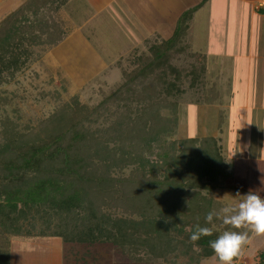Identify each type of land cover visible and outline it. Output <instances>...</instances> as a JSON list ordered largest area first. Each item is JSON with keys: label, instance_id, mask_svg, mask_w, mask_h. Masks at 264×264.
Masks as SVG:
<instances>
[{"label": "trees", "instance_id": "16d2710c", "mask_svg": "<svg viewBox=\"0 0 264 264\" xmlns=\"http://www.w3.org/2000/svg\"><path fill=\"white\" fill-rule=\"evenodd\" d=\"M68 1L25 0L0 20V86L65 39ZM197 7L180 15L170 37H147L144 52L126 56L129 68L119 65L121 81L96 105L73 96L35 127L0 117V250L9 236L53 238L72 248L109 246L132 264L218 261L209 241L223 223L204 217L209 193L234 177L235 164L212 135L170 138L185 95L206 102L207 56L187 41ZM196 224L212 235L190 241Z\"/></svg>", "mask_w": 264, "mask_h": 264}, {"label": "crops", "instance_id": "0c3cea01", "mask_svg": "<svg viewBox=\"0 0 264 264\" xmlns=\"http://www.w3.org/2000/svg\"><path fill=\"white\" fill-rule=\"evenodd\" d=\"M24 1L0 0V7L4 4L7 6L0 20ZM196 6L189 30L196 15L202 14V26L208 30L205 35L207 47L203 52L208 57L214 54L215 60L231 62L229 139L233 143V156L230 157L235 164L236 177L238 166L249 168L253 162L264 167V0H207L204 3L202 0H69L61 12L70 31L45 56L50 53L57 57L60 55L58 59L61 60L71 58L73 62H84L93 54L95 58H90L88 67L82 63L76 66L102 71L106 66L104 59L92 46H83L93 45L90 39H95L97 31L103 30L100 34L104 38L100 40L102 45L122 44L120 33H116V30L123 31L121 37L126 39L140 38L141 43L152 35L166 39L172 35L180 15ZM110 29L114 32L108 37L106 30ZM219 45H226V48ZM136 47H131L128 52ZM241 182L239 180L238 184ZM244 187L247 191H256L253 187L251 189L249 183ZM20 243L12 240L7 250L1 248L0 264H91L89 260L92 254L87 250L90 247L78 246L84 249L81 252L89 256H74L71 259L63 255L57 242L53 245ZM73 250L79 252V248Z\"/></svg>", "mask_w": 264, "mask_h": 264}, {"label": "rangeland", "instance_id": "374dc122", "mask_svg": "<svg viewBox=\"0 0 264 264\" xmlns=\"http://www.w3.org/2000/svg\"><path fill=\"white\" fill-rule=\"evenodd\" d=\"M6 10V4L2 5L0 7V16H2V11ZM202 25V14H199V16L196 15L193 20L192 28L189 30L190 33L188 32L187 41L192 51L205 54L203 51H206L205 49L207 47L205 45V35H207L208 30L204 29ZM111 28H113V26ZM102 31L101 29L97 31L94 35V40L90 39L93 45H83L85 47L92 46L97 50L96 52L100 58L104 59L106 66L102 71L93 69L86 70L85 68L81 69L80 65L76 66L82 63L81 65L88 67V64H91L90 58L92 60L95 58L93 54H90V58L88 57L84 62L80 60L73 62L71 58L63 60L60 58L58 59L60 55L57 57L54 54L48 53V55L45 56L48 50L43 56H37L31 63L27 64L25 69L16 74L15 79L0 86L1 119L5 116H9V118L13 119L18 125L24 123L29 124L31 127H35L39 119H45L55 113V107L61 103L62 100L76 96L81 103L88 104L89 106L96 105L100 102L104 96L111 92L115 83L121 81L119 65L125 64V66L129 68V64L125 61L126 56L129 54L131 55L134 50H138L139 52H144L146 50L144 42H139L140 38L132 37L131 39H126L121 37L124 32L120 30H116V33H120L119 38L122 44L110 45L107 43V45H102L100 43V40H104V38H101ZM113 32V29L106 30V35L108 34V37H111ZM106 41H108V38ZM134 41L137 42L134 43ZM118 43L120 42L118 41ZM133 46L137 47L128 52ZM219 46L221 48H226V45ZM212 48H215V46L212 45ZM234 50L235 46L233 48V51ZM230 64L231 62L228 60L225 62L215 60V55L212 53L211 55L209 54V57L207 56L205 72L206 102H196L194 96L187 93L179 105L175 131L170 134L171 139H181L191 136L203 138L204 136L212 135L217 139L220 151L224 160L227 162L232 161V157L230 156H233L231 155L233 152V143L229 139V105L232 80L230 77ZM94 67H96V65ZM212 90H214V93ZM214 94H216L215 97H213ZM169 114L168 109L161 110V115L163 117H169ZM249 165L251 166L249 168L245 165L244 167L238 166L237 171H239V173L236 175L237 178L234 173V177L225 182L222 188L215 189L209 193L214 200L212 210L219 212L227 201L239 200L240 196L236 195V193L239 192L244 194L248 192L244 187L247 183H249L251 189L253 187L260 195H264V167L259 164L255 165L253 162ZM128 172V168H126L123 172L116 170L114 174L120 175L127 174ZM239 180H242L240 184H238ZM218 219L222 221V217ZM244 227L245 226H242L240 228ZM214 228L219 232L224 231V226L220 223L214 224ZM247 228L251 230L250 232H252V235L250 233L251 237H248L246 245L242 247L240 252L241 255L237 261H233V264H264L260 263L258 260L260 259L259 253L261 254L262 252L264 254V234H257L250 227ZM229 231L243 232L242 229L240 230L238 228H231ZM7 240H9L10 245L11 241L16 239L9 236ZM21 242L20 244L34 242L38 244L52 243V245L57 242L62 248L63 255L66 257L73 259L74 256H83V258L89 256L81 252L84 250L83 248H73L75 250L79 248V252H72L74 251L73 249L53 238ZM87 250L92 254L90 256L92 259L89 260L91 264H132L128 260H123L119 255H116L114 249L109 246L90 247ZM153 264H155V262ZM201 264H219V261L211 257L202 261Z\"/></svg>", "mask_w": 264, "mask_h": 264}, {"label": "clouds", "instance_id": "9594fccd", "mask_svg": "<svg viewBox=\"0 0 264 264\" xmlns=\"http://www.w3.org/2000/svg\"><path fill=\"white\" fill-rule=\"evenodd\" d=\"M240 198L237 201H227L219 212L209 211L204 220L211 224L214 217L221 218L224 225L233 228L242 226L250 227L257 234H264V196L256 191H248L244 194L236 193ZM212 227L196 224L191 231L189 239L198 241L202 236H211ZM248 239L247 232L223 231L215 240L209 241V246L214 251L219 264H233Z\"/></svg>", "mask_w": 264, "mask_h": 264}]
</instances>
